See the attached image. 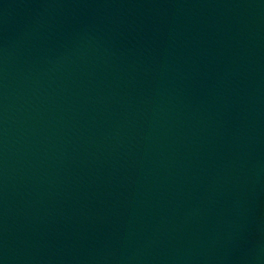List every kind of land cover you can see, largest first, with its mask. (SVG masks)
I'll list each match as a JSON object with an SVG mask.
<instances>
[{
	"label": "water",
	"instance_id": "water-1",
	"mask_svg": "<svg viewBox=\"0 0 264 264\" xmlns=\"http://www.w3.org/2000/svg\"><path fill=\"white\" fill-rule=\"evenodd\" d=\"M0 264H264V0H0Z\"/></svg>",
	"mask_w": 264,
	"mask_h": 264
}]
</instances>
